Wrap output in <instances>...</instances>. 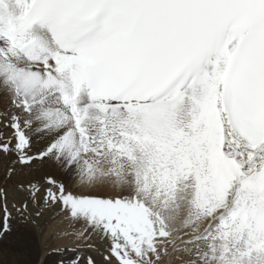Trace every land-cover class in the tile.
Here are the masks:
<instances>
[{"label": "snow or ice", "instance_id": "snow-or-ice-1", "mask_svg": "<svg viewBox=\"0 0 264 264\" xmlns=\"http://www.w3.org/2000/svg\"><path fill=\"white\" fill-rule=\"evenodd\" d=\"M0 101L9 178L81 189L16 186L18 214L67 213L60 264L97 239L103 264H264V0H0Z\"/></svg>", "mask_w": 264, "mask_h": 264}, {"label": "rangeland", "instance_id": "rangeland-1", "mask_svg": "<svg viewBox=\"0 0 264 264\" xmlns=\"http://www.w3.org/2000/svg\"><path fill=\"white\" fill-rule=\"evenodd\" d=\"M6 105L4 104L3 101H0V110H2L3 107H5ZM2 131L4 132V134L6 136H10L11 135V130L10 129H2ZM45 146V141L40 139V138H36L34 140V144H33V154L37 153L38 151L43 150ZM5 157V156H3ZM15 159L14 156H6L5 160L7 162H9L10 164L12 163V161ZM5 162V161H4ZM41 162L37 161L36 164L33 166L32 169H28L27 173V179H25L23 177L22 180H18L16 182V185L20 182H24L27 183L29 180L33 179L34 176H44L46 174H52L54 177L64 180L69 189L73 190L75 192H79L81 191V189H79L78 187H74L73 184L71 182L68 181L67 177H65L63 175V173L61 172V170L55 165L53 164L51 161H45L43 162V164L46 167V171L44 173H40L39 171V166H40ZM12 166V164H11ZM17 167H19V165H15ZM8 170V169H7ZM6 170V173H7ZM20 171H22V169H20ZM0 172L2 174V178L0 180V185L2 189H7L8 193L10 194L12 190V186L13 183H9V178L5 177V171L4 168L0 169ZM8 178V180H7ZM11 188V189H10ZM20 192L16 191L14 193V195L19 194ZM22 195V197L25 199L26 198V194L25 193H20ZM12 197L8 196V206L12 205ZM12 207V206H11ZM9 208V207H8ZM13 208V207H12ZM14 211H16L15 208H13ZM9 211L11 212L12 209ZM36 209L31 208V215L25 216L23 219L19 220L18 224L16 226H14V232L11 235H5L4 238L2 240L6 241L5 244L0 245V263L1 264H10L9 258H8V254L10 255L17 250V259L18 260H26L28 257H30L31 255V251L29 250V248H22L21 244H12L14 243V240H18L19 241V232L23 233V234H27L29 238H27L28 244L32 245L31 242V237L33 238L35 244L37 245V247L39 248V252H37L36 255V259L34 260V262L32 264H49L48 261H46L43 257V250L46 252H49V254H53L56 252L61 251V247L60 245H66L65 249H70L74 246H76V242H72V241H67V240H63L61 237H59V235L56 234L57 228L59 226H61L62 223V214H56L59 212V210L57 209L55 212H45V214L42 217H37L35 215ZM17 213V211L15 212ZM15 213L12 214V219L13 217H15ZM19 218H22L23 216L18 214ZM57 220V221H56ZM52 226V227H51ZM0 240V242L2 241ZM11 243V244H10ZM15 246V247H14ZM57 248H60L59 250ZM12 249V250H11ZM20 254H23L25 257L22 258L20 256ZM89 253L87 252V250H85L84 255L87 256ZM92 256H94L98 262V264H100V262H102L103 260L100 259L98 254H92ZM43 257L42 261L41 258ZM52 264V262L50 263ZM179 264V262H178Z\"/></svg>", "mask_w": 264, "mask_h": 264}, {"label": "bare ground", "instance_id": "bare-ground-1", "mask_svg": "<svg viewBox=\"0 0 264 264\" xmlns=\"http://www.w3.org/2000/svg\"><path fill=\"white\" fill-rule=\"evenodd\" d=\"M5 158H6V156L5 157H0V169L4 168V171L6 173V170L11 166L12 163L10 164L9 162H7L5 160ZM15 167H16L17 171L11 176V178H9V176H8V171L5 174V177L9 178V183H13V185L9 186V187H12V189H14V190H12L11 193L8 195L9 197H12V200H13L12 205H13V203H16L17 205H19L25 199L22 197V195L20 193L17 194V195H14V193L17 191L16 190V186H17L16 182L18 180H22L23 177L25 179H27V173L26 172L28 171V169H26V168L22 169L20 166L19 167L15 166ZM20 169H22V171H20ZM39 171H40V173H44L46 171V167H45V165L43 163L40 164ZM8 178H7V180H8ZM1 179H3V178H2V174L0 172V180ZM0 187H1V185H0ZM12 205H10L8 207H9L10 210L12 209L11 213L13 214L16 211H14V209L11 207ZM15 215L16 216L13 217V219H12V223H13L14 226H16L18 224L19 220L23 219L25 216L28 217V215H25L22 218H19L18 213H15ZM66 216H67V213H63L62 214V218H63L62 219V223H61V226H59L57 228L56 234L59 235V237H61L63 240L72 241V242H76L77 243L76 238H75V234L72 233L71 230L68 227L69 221L66 219ZM18 237H19V241L18 240H14L13 241L14 243H12V244H16L17 245V244L20 243L22 248H25V247L29 248V250L32 253H31L30 257H28L26 260H18L17 259V250L14 251L11 255L9 253H7L8 254L7 256L9 258L10 264H32L34 262V260L36 259V255H37V252H39V248L35 244V242H34L32 237H31L32 245L28 244L27 238H29V237H28L27 234H23V233L19 232ZM5 242L6 241L2 240L0 242V245L5 244ZM93 243H94L95 247L93 249H91V250H87V252L89 254H91V255L92 254H98L100 259L103 260L102 259V253L104 252V249L107 247V245L104 244L102 241H100L98 239L93 241ZM60 247H61V251L53 253V254H49V252H46V251L43 250V252H44L43 253V257H45L44 259L46 261H48L49 264L51 262H52V264H60L61 260L67 262L69 259H71L72 253L65 249L66 245L61 244ZM57 249L59 250L60 248H57ZM20 256L22 258L25 257L23 254H20ZM43 257L41 258V261H42ZM100 264H103V261L100 262ZM174 264H178V261L174 262Z\"/></svg>", "mask_w": 264, "mask_h": 264}]
</instances>
